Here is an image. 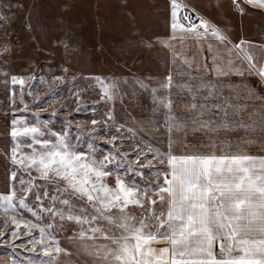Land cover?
Listing matches in <instances>:
<instances>
[{"label": "snow or ice", "instance_id": "6c2138e0", "mask_svg": "<svg viewBox=\"0 0 264 264\" xmlns=\"http://www.w3.org/2000/svg\"><path fill=\"white\" fill-rule=\"evenodd\" d=\"M16 7L26 13L24 29L34 35L36 5L17 0ZM120 7L126 11L127 0ZM147 7L163 19L165 31L131 35L129 46L162 50L163 73L155 77L143 72L85 75L70 62L76 52L74 41L59 40L67 66L53 75V83L68 88L72 103L77 105L75 112L64 108L70 115L59 128L56 118L61 113L56 110L46 121L38 113L33 114L35 122L18 119L15 112L0 117L6 122V149L0 153V161L4 162L7 184L6 193L0 195V209L15 225L0 231V247L16 254L3 264H33L30 257L19 258L22 251L43 252L46 259L40 264H61L62 258L71 256L70 248L78 253L82 249L92 258L88 264H264V154H248L241 151L243 144L231 143V136L243 131L253 138L250 143L264 148V91L249 92L250 98L261 101L253 106L249 123L234 119L228 98L222 101L209 80V75L219 79L248 74L264 84V26L254 41L243 34V28L230 33L227 26H217L203 16L194 20L189 4L181 0H163L162 6L161 0H155ZM216 7L217 15L227 9L243 20L249 10H256L264 19V0H229ZM0 20L6 22L4 16ZM134 22L133 14L129 24ZM12 45L10 39L3 42L0 58ZM0 76L5 87L9 79L13 86H21V113L29 108L25 95L34 103L37 99L29 81L45 83L39 73L18 77L2 72ZM25 84L29 86L27 94ZM153 84L157 86L150 88ZM141 89L151 96L154 110H164L162 123L138 126L120 115L115 100L119 98L122 106L124 94L134 97ZM89 92L95 93L91 104L85 100ZM173 93L185 101V114H173ZM12 106H17L14 87ZM80 112L91 114L90 129L87 125L72 128L71 116ZM125 128L140 139L135 143L125 139ZM153 131L161 135H151ZM188 131L200 136L189 141ZM101 133L111 138L96 141ZM203 137L211 141L208 146ZM101 143L112 145V149L105 154L99 148ZM153 171L155 176L146 180L145 175ZM25 213L31 219L22 223ZM56 221L61 229H78L70 236L65 232L70 244L62 246L57 239L60 229ZM24 237L28 246L21 249L16 242H23ZM160 241L168 247L154 249Z\"/></svg>", "mask_w": 264, "mask_h": 264}, {"label": "rangeland", "instance_id": "374dc122", "mask_svg": "<svg viewBox=\"0 0 264 264\" xmlns=\"http://www.w3.org/2000/svg\"><path fill=\"white\" fill-rule=\"evenodd\" d=\"M16 2L17 0H0V16H4L6 18V22L0 20V48L3 47V42L6 40L10 39L13 42L10 51L3 53V58H0V73L10 72L12 75H16L18 77H29L34 73H39L44 76L45 83L42 84L39 80L29 81L30 84H34L31 91L33 92V95L37 96V99L34 103L31 97L25 95V103L29 105V108L27 111L21 113L20 110L23 108V104L19 103L21 86L19 84L13 86L9 79L8 85L5 87V81L3 77L0 76V117H4L5 115H10L15 112L18 113V119H27L35 122L33 114L38 113L40 119L42 121H46L51 116V113L56 110L61 113L56 118V127L59 128L60 122L64 121L66 116L70 115L69 113L63 112V109L71 107L72 111L75 112L77 105L72 103V95L68 88H65L61 84L53 83V75H59L62 68L67 66V64L64 63V47L58 43L59 40H66L70 38L74 41L76 52L70 62L72 63L74 69H82L85 75H100L103 73L108 76L109 72H111L113 68L111 66L112 58L115 56L142 59L144 65H139L138 67L142 68L144 71L159 72L163 68L161 63L162 60L164 61V52L162 50H152L146 47H130L129 39L127 40V45L130 49L124 50L123 46V39L129 38L131 35H135L137 33H142L145 36H151L153 33H163V19L160 18L159 21L162 22L158 24V18L150 9H148V19L145 17L141 19L137 14V12L140 13V9L136 12H134V9L131 11L133 6H136L135 8L137 9V4L134 5V3H128L130 10L129 12H126L120 7V5L124 2H117V34H110V3L107 0L100 2L101 8L98 12L94 10L92 12L90 10L85 11L76 9L66 11L63 10L62 6V4L65 3H62L60 0H20V2L28 5H36V9L33 13V20L37 27L34 35H30L24 29L22 23L26 17V13L16 7ZM154 2L155 0H150L148 5H151ZM91 4L92 3H90L89 6H91ZM162 4L163 1L161 0V6ZM13 13H15V16H13ZM133 14L135 15V22L130 25L129 21L132 19ZM59 17H62L63 19H57ZM111 17H113V15H111ZM94 20L101 22V25H98L99 28H97V24H93ZM145 20L148 22H145ZM54 22L57 26L52 27L51 25ZM68 23L73 26V29H65L69 26ZM124 29H128L129 32H131H128L129 34L124 33ZM122 30L123 32H121ZM132 30H136V33ZM248 30L250 31L246 33L243 32V34L254 41L257 40V33L254 35L251 33V29ZM234 33L239 32L237 29H234ZM116 44V49H112L110 48L111 46H109H115ZM192 55L193 52L189 48V57L191 58ZM201 62H203L202 57ZM194 75L205 74L194 73ZM209 80L215 84L218 95L222 101L225 98H228L227 107H229L230 111L235 112L234 119H244L248 120L250 123L251 121L249 117L255 111L253 106L259 105L261 101L259 99L250 98L249 92L251 90H255L257 93L264 91V84H262L254 76L248 74H245L243 77H220L219 79L215 75H209ZM13 87L16 93V107L12 106ZM69 88H72V85H69ZM74 90L75 89H73V91ZM23 91L27 94L29 91L28 84L23 86ZM93 96H95V93L89 92L85 97V100L91 104V98ZM172 99L175 105L173 114H185V101L177 97L175 93H173ZM40 101H45V103H43L41 107H37L36 104H39ZM99 111L103 113L104 109H100ZM90 115L91 114L89 112H80L72 115V128L75 129L77 126L85 127L87 125L90 129ZM120 115L124 116L123 113ZM220 115L222 116L223 113ZM96 118L102 119V116H97ZM125 119L130 121V119H127L126 117ZM5 123L6 122L3 119H0V153H3L6 149L4 142V137L6 135ZM98 127L102 128L103 125ZM256 131L257 133L259 132L258 129ZM123 132L124 138L131 139L133 143L140 139L138 134L133 136L132 133L128 132L127 128L123 129ZM151 135L159 136L161 133L153 131ZM84 136H88V131L84 132ZM199 136V133H193L192 131H188L187 133L189 141H193L194 137ZM110 138L111 137L106 133H101V135L95 137V140L103 141ZM181 139L183 140V134H181ZM202 139L205 146H208L211 143L207 137H203ZM252 139L253 138L251 136H246L243 131H238L236 134L231 136V143L235 144L239 142L243 144L244 148L241 149L242 152L256 155L264 154V148H261L259 144L250 143ZM124 147L129 151V153H131V149L128 148L127 144H125ZM99 148L107 154L112 149V145L101 143L99 144ZM134 161L135 157L133 156L131 162ZM112 167V165H109L110 169ZM119 171L123 174L122 169H119ZM154 176L155 171H153L150 175L146 174L145 179L150 180ZM141 187H144V185H141ZM6 191V169L4 167V162L0 161V195L5 194ZM17 219H19V217H17ZM28 219H31V217L29 214L25 213L24 219L21 222L23 223ZM35 222L36 221L33 220V223ZM48 222L51 223L52 221ZM55 226L57 229H60L56 235L57 239L63 242L62 246L71 243L70 241L65 240V232L70 236L78 231L76 227H73L70 230L61 229L59 221L55 222ZM14 227L15 225L12 223L11 216H6L4 211L0 209V231H6L9 228ZM33 231L38 236V232H36L35 229ZM16 243L21 249L28 246L26 237L23 238V242L21 240H17ZM164 247H168L167 243L164 241H160L153 245V248L156 250ZM69 250L72 253L71 256L68 258H62L61 264H65V260L66 264H88V261L92 259L91 257L84 255L82 249L79 253L75 248H70ZM15 255L16 254L12 249L0 247V264H3L4 261L9 260L10 257H14ZM29 257L32 258L33 264H40V260L42 258L46 259L41 251H37L35 253L22 251L19 258L27 259ZM165 259H167V256H165Z\"/></svg>", "mask_w": 264, "mask_h": 264}, {"label": "crops", "instance_id": "0c3cea01", "mask_svg": "<svg viewBox=\"0 0 264 264\" xmlns=\"http://www.w3.org/2000/svg\"><path fill=\"white\" fill-rule=\"evenodd\" d=\"M60 1L62 3L71 5V7L67 9L63 7V10H66V11L68 10L72 11L76 9V10H85V11L90 10L92 12L94 10L98 12L101 8L100 2H103L106 0H60ZM107 1L110 3L109 4V17H110L109 33L117 34V20H116V16L118 13L117 2L121 3V2H124V0H107ZM181 1L184 3H188L192 9L200 12L205 18L211 20L213 24H216L217 26H220V27L227 26L230 33H234V29H237L238 32H240L239 29L243 28L244 33L249 32L250 30L248 29H251L252 30L251 33L255 35L258 32V29H260L261 26H264V19H262V14L260 11H256V10H249L248 14L243 17V20H241L240 15L238 13H233L231 11H228L227 9L225 10V14L217 15V7H216L217 4L218 3L227 4L229 0H181ZM149 2L150 0H127V3H134V5L137 4L139 6V7L137 6V9L135 8L136 6L135 7L133 6L131 8V11L132 9H134V12H136L138 11V9H140L139 11L140 13L137 12V14L138 16H140L141 19L144 17L148 19V9L149 8L147 6ZM90 3H92L91 6H89ZM65 4H62V6ZM193 5L195 7H192ZM129 10H130V7H128L126 12H129ZM111 15H113V17H111ZM225 15H227V17L229 18L225 19ZM146 21L147 20H145V22ZM160 22L162 21H159L158 19V24ZM93 24H97V28H99V26L101 25V22L94 20ZM163 27L165 31L164 22H163ZM70 28L73 29V26L69 24V26L65 29H70ZM133 29H137V28H133ZM132 31L136 33V30L135 31L132 30ZM121 32H123V30ZM128 32H129L128 29H124V33H128ZM127 40L128 38L123 39L124 50L130 49V47H128L127 45ZM109 46H111L110 48L112 49L117 48V44L115 46L113 45H109ZM161 64L163 66L161 71L158 70L159 72H153V71L149 72V71H144L142 68L138 67L139 65H144V63L142 62V59H132L126 56H123V57L115 56L114 58H112L111 66L113 68H112V71L109 72L108 76L109 77L128 76L132 73L139 75L140 72H143L145 76L151 73L153 77H155L158 75V73L164 72L165 62L162 60ZM156 86L157 85L153 84V85H150V88L156 87ZM111 104H112V101H109V105ZM115 104L120 114L123 113V115L127 119H130V122H135L137 123L138 126L147 124L149 122L155 123L157 121L162 123L165 118L164 110L159 109V108H156L154 110L153 100L151 96L145 93L143 89L137 92L134 97H130L127 94H124V102L122 106H121V101L119 98L115 100ZM125 113L127 115H125ZM252 155H256V154H252Z\"/></svg>", "mask_w": 264, "mask_h": 264}, {"label": "built area", "instance_id": "2783aa9c", "mask_svg": "<svg viewBox=\"0 0 264 264\" xmlns=\"http://www.w3.org/2000/svg\"><path fill=\"white\" fill-rule=\"evenodd\" d=\"M181 3L183 4L184 2L181 1ZM190 11L192 12V15H193V19H194V20H195V18H196L197 15L203 16L200 12H198V11L192 9L191 7H190ZM203 17H204V16H203ZM196 22L199 23V21H196Z\"/></svg>", "mask_w": 264, "mask_h": 264}]
</instances>
